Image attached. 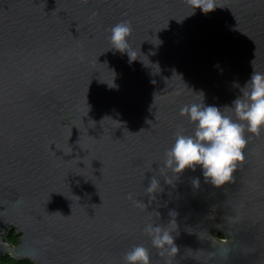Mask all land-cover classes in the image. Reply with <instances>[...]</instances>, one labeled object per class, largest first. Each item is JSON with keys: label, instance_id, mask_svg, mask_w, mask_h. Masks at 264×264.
<instances>
[{"label": "water", "instance_id": "obj_1", "mask_svg": "<svg viewBox=\"0 0 264 264\" xmlns=\"http://www.w3.org/2000/svg\"><path fill=\"white\" fill-rule=\"evenodd\" d=\"M215 4L0 0V256L125 264L143 245L150 264H264V130L245 133V159L220 187L199 168L161 171L177 130L194 131L183 106L235 119L229 106L264 73V0ZM121 21L131 59L108 39ZM149 223L176 253L160 255Z\"/></svg>", "mask_w": 264, "mask_h": 264}, {"label": "clouds", "instance_id": "obj_2", "mask_svg": "<svg viewBox=\"0 0 264 264\" xmlns=\"http://www.w3.org/2000/svg\"><path fill=\"white\" fill-rule=\"evenodd\" d=\"M187 3L204 13L217 7L215 0H187ZM109 31L108 39L112 48L127 52L130 59L135 56V53L130 51L127 40L132 33L130 21H121ZM241 92L242 95L229 106L235 119L226 115L222 108L207 106L203 102L185 105L180 109V115L194 124V131L185 134L183 129H178L174 134V143L165 151L162 174L164 169L181 174L186 170L196 171L199 168L205 181L216 187L232 179L237 163L245 159L243 150L251 139L246 138L245 133L259 136L264 130V73L254 70ZM165 182L170 183V180L166 177ZM198 182L199 177L194 178V183ZM159 183L156 177L152 176L146 192H156ZM128 199L133 200L131 193ZM134 203L137 207L144 206L139 201ZM144 232L150 237L152 245L160 250V255L177 252L174 237L167 227L149 223ZM124 261L125 264H150L149 250L143 245H134L124 254Z\"/></svg>", "mask_w": 264, "mask_h": 264}, {"label": "trees", "instance_id": "obj_3", "mask_svg": "<svg viewBox=\"0 0 264 264\" xmlns=\"http://www.w3.org/2000/svg\"><path fill=\"white\" fill-rule=\"evenodd\" d=\"M6 237L13 244H16L18 241V235H16L14 229L9 230ZM0 264H33V263L28 259H17L9 254H5L3 256H0Z\"/></svg>", "mask_w": 264, "mask_h": 264}, {"label": "flooded vegetation", "instance_id": "obj_4", "mask_svg": "<svg viewBox=\"0 0 264 264\" xmlns=\"http://www.w3.org/2000/svg\"><path fill=\"white\" fill-rule=\"evenodd\" d=\"M217 237L222 238L223 237V234L220 233V234L217 235Z\"/></svg>", "mask_w": 264, "mask_h": 264}, {"label": "rangeland", "instance_id": "obj_5", "mask_svg": "<svg viewBox=\"0 0 264 264\" xmlns=\"http://www.w3.org/2000/svg\"><path fill=\"white\" fill-rule=\"evenodd\" d=\"M11 230V229H10Z\"/></svg>", "mask_w": 264, "mask_h": 264}]
</instances>
